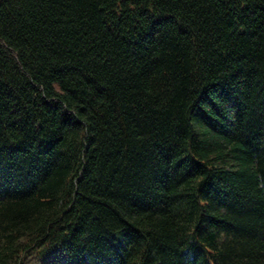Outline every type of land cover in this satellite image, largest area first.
<instances>
[{"label": "trees", "instance_id": "16d2710c", "mask_svg": "<svg viewBox=\"0 0 264 264\" xmlns=\"http://www.w3.org/2000/svg\"><path fill=\"white\" fill-rule=\"evenodd\" d=\"M0 264H264V0H0Z\"/></svg>", "mask_w": 264, "mask_h": 264}]
</instances>
